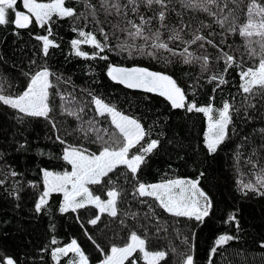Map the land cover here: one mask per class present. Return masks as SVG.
I'll use <instances>...</instances> for the list:
<instances>
[{"label":"trees","instance_id":"trees-1","mask_svg":"<svg viewBox=\"0 0 264 264\" xmlns=\"http://www.w3.org/2000/svg\"><path fill=\"white\" fill-rule=\"evenodd\" d=\"M226 2L235 10L237 25L246 22L249 0ZM87 5L94 6L95 15L92 14L94 9ZM66 6L74 9V17H53L51 24L44 27L37 25L34 19L27 29H17L11 23L0 25L2 93L18 94L29 79L25 73L45 67L51 73L53 84L49 90L53 107L51 120L28 117L0 103V181H3L0 183V257L10 256L18 264H56L52 249L75 239L89 257V264H99L103 259L99 248L110 250L114 244L122 246L130 233L136 231L147 239L148 250L166 252L161 264H183L187 255L193 256L194 264H264V247L261 246L264 244V195L259 194L264 188L256 183L257 178L264 175V134L259 131L264 128V99L255 96L246 100L247 94L240 89L241 67L234 66L225 73L221 58L222 52H226L234 56L237 64L247 68L258 64L260 57L249 56L246 41L238 31L229 32V24L221 27L216 22L227 15V10L221 13L214 6L212 10L218 16L213 18L203 11L183 7L181 0H170L165 21L167 28H160L158 19L150 27L153 31L160 28L161 38L174 49L173 54L150 47L141 51L144 41L133 40L127 32L121 31L129 27L123 17L114 11L106 13L100 7V0H66ZM17 9H23L21 0H18ZM140 11L146 18L155 15L154 10L143 6ZM127 18L139 23L135 13L128 11ZM49 27L53 46L45 55L42 41L36 37L48 35ZM173 28L180 31L183 41L203 35L218 48L207 43L201 48L199 45L204 42L186 45L181 40L168 41ZM80 30L92 32L102 45H107L105 50L95 58L76 56L71 41L82 39ZM120 45H125L123 50ZM185 47L194 57L208 56L207 68H202V60L185 63L180 54ZM253 47L259 53V47ZM80 49L90 57L98 52L90 44H82ZM152 51L155 55L147 54ZM100 56L107 59H100ZM109 64L143 66L170 75L184 90L186 103L214 107L224 102L232 104L233 122L217 152L210 154L204 145L206 116L203 113L188 112L186 107L173 108L161 96L114 83L107 74ZM214 75H223L227 83L217 86L218 80L210 82ZM61 95L71 101L67 107L77 111L80 119L62 110ZM93 96L138 120L147 133L142 144L155 139L159 141L158 147L145 154L135 179L127 167L121 165L103 178L101 184L89 185L93 194L103 199L109 188L119 187L122 196L117 205V217L102 214L101 222L91 225L88 221L97 215V209L91 205L76 212L61 213L60 193H53L38 213L35 204L44 187L43 168L70 170L71 165L63 160L66 147L98 153L103 146L98 136L108 140L112 134L119 135L107 114H96ZM249 103L254 107H247ZM51 121L55 122V128ZM139 147L132 153H139ZM176 178L196 179L208 194L212 209L202 223L175 217L160 208L154 198L140 197L135 191L138 183ZM248 183L257 190L243 188ZM232 214L235 220L229 221ZM220 235H231L234 239L216 246ZM213 247L217 248L215 253L211 252ZM135 255L140 256L138 252ZM67 259L61 257V264ZM138 264L144 261L139 259Z\"/></svg>","mask_w":264,"mask_h":264},{"label":"snow or ice","instance_id":"snow-or-ice-1","mask_svg":"<svg viewBox=\"0 0 264 264\" xmlns=\"http://www.w3.org/2000/svg\"><path fill=\"white\" fill-rule=\"evenodd\" d=\"M170 0H126V3L121 4L120 0H100V7L106 13L112 11L116 15L122 16L123 20L129 27L121 28V31L127 32V35L135 40L140 38L144 41V47H150L153 50L164 49L175 54L174 49L169 47V43L163 40L160 28H167L165 23L167 19L168 4ZM223 2V7L220 3ZM237 3V0H232ZM18 0H0V25L14 24L17 29H27L33 24V18L37 25L44 27L50 25L53 17L67 18L74 17L76 14L74 9L66 6V0H49L47 3L39 2V0H23V8L26 11L17 10ZM183 7L192 8L203 11L213 18H217L218 13L214 12L213 7L219 8L220 12L227 10V15L216 19V22L224 27L229 24V32H237L240 37L244 38L248 46L250 57L259 55L258 64L244 68L241 64H237L233 55L222 52V57L225 63L224 72L227 73L229 68L234 66L241 67L239 73L240 89L244 94H247L245 99L258 96L264 99V0H249L247 3V19L237 25V17L235 10L230 8L226 0H181ZM92 7L93 5H87ZM145 7L149 10H154L153 17H145L140 9ZM158 6V10H156ZM128 11L135 13L139 17V23H135L132 19H128ZM95 15V9L93 10ZM14 15V19H13ZM231 17V21H230ZM159 20L160 28L153 31L150 25L154 20ZM119 25H114L118 27ZM134 29V31H133ZM75 30V29H74ZM104 34L103 28L100 29ZM182 31V30H181ZM168 41H183L180 31L175 28L170 29ZM51 35V27L48 29V35L37 36L36 39L42 41V50L45 55L48 54L49 47L53 46V41L49 39ZM105 35V40L108 39ZM79 36L82 39H73L71 41L75 55L85 58H95L100 52L105 50L107 45L97 39L92 32L79 31ZM200 43L203 48L205 43L213 48H218L212 40L207 39L203 35H195L192 39L183 41L186 45ZM90 44L94 49L98 50L92 57L88 53L80 49V45ZM256 45L259 47L257 53ZM121 50L125 45H120ZM131 48L132 45H127ZM222 51V50H221ZM148 55H155V51L148 52ZM184 56L185 63H191L194 59L202 60V68H207L209 63L208 56L194 57L193 53L189 52L188 47H185L180 53ZM100 59H107L106 56H100ZM108 76L120 84L125 85L130 89H143L146 92L158 93L171 102L173 108H187L188 112L196 111L203 113L207 117V130L204 133V145L207 151L212 154L216 153L218 147L227 138L229 125L233 122L232 109L233 105L225 102L222 108L216 110L214 116L213 106L207 105L198 107L195 103H186L184 90L179 86L176 80L170 75L162 72L150 71L143 67H116L111 64L108 66ZM29 77L26 87L16 95H5L0 90V103L10 106L12 109L28 117L44 118L51 120L50 113L53 111L50 100V89L53 88L49 77L50 71L45 67L34 73H25ZM218 80V85L227 83L223 75H214L210 77L211 81ZM71 101L67 100L64 95H61V106L64 112L70 116H76L80 119L78 112L67 107ZM92 103L95 105L97 115L104 116L107 114L111 118V124L115 128L118 136L112 134L108 140H103V137H97L102 142L98 154L88 152L86 149L77 147H66L63 152V160L71 165V171L52 172L43 171V192L35 204L36 212H41L44 206L48 203V198L53 193H62L63 201L60 205V212L68 211L76 212L78 209L85 208L87 205H93L99 212L94 218L88 221L91 225H98L101 222L102 214H107L110 217L118 215V201L122 196V191L118 186L109 188L106 192L107 199H102L99 195H94L87 187L88 185H98L103 182V178L108 177L110 173L115 172L119 166L124 165L132 174L133 179L145 159V154L153 152L158 147V140H151L146 145L142 144L147 133L141 123L127 115L122 114L115 107L109 106L101 98L92 97ZM247 107H254L248 104ZM80 112L83 108L79 109ZM237 113L239 109H236ZM53 128L56 127L54 121H51ZM91 124V121L89 122ZM91 129H89L90 131ZM107 131V130H105ZM264 134V128L259 129ZM57 139H60L57 137ZM64 143L63 140H60ZM139 147V154H132V150ZM251 163V161H249ZM255 167V165H253ZM16 175L15 172L12 173ZM201 175H203L201 173ZM112 183L111 180L108 181ZM3 183V181H0ZM256 183L264 188V175L257 178ZM243 188L256 191L257 189L251 183L244 184ZM135 191L140 197H152L158 202L160 208L165 212L175 217H186L195 219L198 222H203L205 217H208L212 209V202L208 196L199 188L198 180L191 179H176L168 180L158 184L138 183ZM264 195V192H260ZM203 201V202H202ZM229 221L235 220V215L229 216ZM83 226V225H82ZM91 238V237H90ZM231 235H220L215 241L216 246H222L228 241L233 240ZM56 243L55 239L52 241ZM147 239L142 238L136 231H132L128 236L127 242L122 246L113 245L110 250L99 248L103 254V259L99 264H138L139 259H143L144 264H161L165 261V251H150L147 247ZM264 247V244L261 245ZM217 251L216 247L211 249L212 253ZM140 256H136V253ZM71 254V256H70ZM61 257H69L67 264H89V257L81 250L77 241L73 239L70 243L63 247H56L52 250V259L56 264H61ZM0 264H18L12 257H0ZM183 264H194L192 255H187Z\"/></svg>","mask_w":264,"mask_h":264},{"label":"rangeland","instance_id":"rangeland-1","mask_svg":"<svg viewBox=\"0 0 264 264\" xmlns=\"http://www.w3.org/2000/svg\"><path fill=\"white\" fill-rule=\"evenodd\" d=\"M39 2H43V3H47V2H49V1H40L39 0ZM21 6H22V8H23V0H21ZM23 10L24 11H26L24 8H23ZM34 19V18H33ZM49 79H50V77H49ZM225 103V102H224ZM223 103V104H224ZM223 104L220 106V107H214L213 106V108H214V113H213V115L215 116L216 115V110H218V109H220V108H222V106H223ZM198 107H204V106H198ZM207 130V117H206V126H205V131ZM98 154V153H97ZM132 154H139V153H132ZM45 170H47V171H52V172H64V171H56V170H51V169H46V168H43L42 169V180L44 179L43 178V171H45ZM65 171H71V169L70 170H65ZM176 179H191V180H196V179H192V178H176ZM176 179H170V180H176ZM166 181H168V180H165V181H160V182H153V183H144V184H158V183H163V182H166ZM198 186H199V188L208 196V194L204 191V189L201 187V185L198 183ZM88 188H89V185L87 186ZM89 190H90V188H89ZM91 191V190H90ZM43 192V191H42ZM61 194V196H62V200H61V203H62V201H63V194L62 193H60ZM94 195H96V194H94ZM40 197V196H39ZM208 198H209V196H208ZM39 199V198H38ZM103 199V198H102ZM104 199H107V197L106 198H104ZM210 199V198H209ZM203 202V201H202ZM91 206H93V205H91ZM99 214V212H98V210H97V215ZM94 218V217H93ZM70 243V242H69ZM65 246V245H64ZM59 247H63V246H59ZM56 248V247H55ZM54 249V248H53ZM52 249V250H53ZM70 256H71V254H70ZM68 259H69V257H68ZM68 259H67V261H68ZM143 260V259H142ZM67 261L65 262V264H67ZM56 262V261H55Z\"/></svg>","mask_w":264,"mask_h":264},{"label":"water","instance_id":"water-1","mask_svg":"<svg viewBox=\"0 0 264 264\" xmlns=\"http://www.w3.org/2000/svg\"><path fill=\"white\" fill-rule=\"evenodd\" d=\"M20 11H23V10H20ZM13 19H14V15H13ZM14 25V24H13ZM116 67H124V66H116ZM131 67H143V66H137V65H135V66H131ZM131 67H125V68H131ZM143 68H146V67H143ZM147 69H149L150 71H156V70H153V69H150V68H147ZM156 72H159V71H156ZM110 78V77H109ZM110 80H112L111 78H110ZM113 81V80H112ZM114 83H116V84H119V85H122L124 88H127L125 85H123V84H120V83H118V82H116V81H113ZM127 89H130V88H127ZM130 90H134V91H139V92H143V93H149V94H156V95H159L158 93H152V92H146V91H144L143 89H130ZM160 96V95H159ZM162 97V96H161ZM164 99H166L165 97H163ZM167 100V99H166ZM168 101V100H167ZM170 104H171V102L170 101H168Z\"/></svg>","mask_w":264,"mask_h":264}]
</instances>
